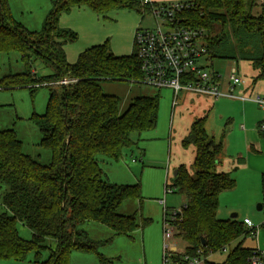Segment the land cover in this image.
<instances>
[{
  "label": "trees",
  "instance_id": "trees-1",
  "mask_svg": "<svg viewBox=\"0 0 264 264\" xmlns=\"http://www.w3.org/2000/svg\"><path fill=\"white\" fill-rule=\"evenodd\" d=\"M48 13L40 32H30L15 21L8 0H0V56L14 52L22 56L25 71L4 76L0 89L36 90L42 83L52 84L46 111L31 120L43 134L41 146L50 150L49 165L23 153V144L14 130L0 129V184L5 187L0 214V260L25 261L33 252L39 261L49 248L48 238L57 242L50 248L43 264H70L73 252L97 253L99 242L90 239L83 229L89 223L110 228L115 236L131 237L152 221L136 214L122 215L119 210L127 200L141 202V186L110 182L104 166L118 162L123 152L138 144L133 136L152 132L158 123L160 98L138 96L124 111L120 98L103 91L104 82H130L141 79L140 63L135 52L115 56L108 42L93 46L69 64L64 43L77 35L59 26L63 14L75 8H87L104 16L113 10L148 11L141 0H50ZM181 14L185 25L205 29L210 59L215 57L219 37L212 36L214 25L228 24L259 33L263 56L256 61L264 79V14H252L255 0H188ZM141 8V9H140ZM40 57L54 66L55 73L35 78L33 58ZM63 80L67 85H58ZM56 86V87H55ZM58 88V89H57ZM207 117L198 118L182 141L184 148L194 146V174L181 166L170 187L187 197L178 214L175 235L186 245V252L201 251L208 258L227 251L219 264H251L253 249L244 247L250 236L244 222L218 218L219 197L235 188L228 173L218 172L223 142H216L205 128ZM264 194V174L261 178ZM32 232L31 240L20 237L18 224ZM206 242V246L202 244ZM99 255V254H98ZM103 262L107 260L102 259ZM109 262V261H108Z\"/></svg>",
  "mask_w": 264,
  "mask_h": 264
},
{
  "label": "rangeland",
  "instance_id": "rangeland-1",
  "mask_svg": "<svg viewBox=\"0 0 264 264\" xmlns=\"http://www.w3.org/2000/svg\"><path fill=\"white\" fill-rule=\"evenodd\" d=\"M8 1L16 22L30 32L42 30L51 10L50 0ZM162 3L176 2L166 0ZM76 9L68 15L63 14L59 19V26L62 29L70 30L77 35L75 40L64 43L69 64L76 63L79 55L85 50L106 42L109 43L115 56H129L135 52L136 32L139 29L156 28V22L149 11L119 9L100 16L87 8H82L86 9L85 15L73 14ZM260 10L254 6L252 14L258 16L261 14ZM212 36L219 37L220 43L215 47V57L206 59L204 64L208 71L222 76L223 91H228L226 83L230 71L236 68L243 85L236 88L235 95L246 98H255L258 95L264 97V79L260 78L261 69L256 65V61L263 56L260 34L249 33L231 24L223 29L218 24L214 25ZM32 60V73L35 78L40 79L55 73L51 63L40 57H34ZM24 71L25 66L19 53L0 56V80L4 76ZM103 84L102 88L106 94L120 98V110L126 108L130 101L138 96L158 95L160 98L156 129L142 134L141 137L135 134L133 139L138 140V144L126 149L123 158L118 162L104 166V172L110 182L141 186V202L127 200L119 213L126 216L136 214L140 224H142L141 218L152 222L136 230L131 237L115 236L110 228L96 223L83 226L90 239L99 242L97 251L99 255L73 252L70 255V264H162L164 208L171 215L172 212L182 209L187 202V197L178 191L166 195L165 187L173 184L174 173L181 166H185L194 174L195 148L194 146L184 148L182 141L190 131L192 123L205 115L208 116L206 129L209 136H213L216 142L222 140L224 142L221 157L226 155L227 159L222 162L221 171L231 173L236 180L232 191L221 194L218 215L220 218L226 216V219H231L233 214H237L238 218L235 219L238 221L243 222L244 218L250 220L259 230L255 237L248 236L246 241L256 243L257 239L258 244L264 248V194L260 180L263 173L257 170L264 168V141L262 146L256 147L258 153L253 152L256 158H251L257 164L251 159L243 162V159L240 161L239 158L240 154H243L240 157L245 159L241 132L251 130L250 123L256 137L264 139L261 137L264 134H260L256 121L258 117H264V108L252 102L243 103L239 100L223 98L213 101L186 93L181 94L178 106L173 108V93L169 89L157 90L130 82ZM45 85L42 83L34 86L37 87L36 90L0 89V129L14 130L23 144V153L44 165H49L52 160L51 152L40 145L43 134L40 127L31 120L33 115H43L46 111L50 87L54 86ZM4 191L5 187L0 184V214L5 212L2 205ZM259 206H262V210H259ZM17 228L21 238L28 241L32 239L33 232L27 226L19 223ZM177 242L182 248L186 247L181 240ZM46 245L49 248L41 252L39 261L31 252L25 261L0 260V264H43L50 256V248L55 249L57 242L48 238ZM226 255L227 251L216 254L214 259L222 260ZM102 259L107 262H103Z\"/></svg>",
  "mask_w": 264,
  "mask_h": 264
},
{
  "label": "built area",
  "instance_id": "built-area-1",
  "mask_svg": "<svg viewBox=\"0 0 264 264\" xmlns=\"http://www.w3.org/2000/svg\"><path fill=\"white\" fill-rule=\"evenodd\" d=\"M142 4L149 7L156 22L155 29H139L135 34V54L140 63L141 79L139 85L150 86L157 90L169 89L173 93V108L178 106L180 96L197 95L218 101L219 99L239 100L243 103L252 102L264 108V97L246 98L235 95V90L243 85L239 71L232 68L227 80L228 91L224 92L222 76L208 71L204 61L210 59L208 55L207 32L205 29L193 28L184 24L181 14L188 9L186 2L154 3L142 0ZM255 7L264 14V0H255ZM71 81L63 80L58 85H67ZM48 85L47 83H45ZM259 131L264 133V121L260 123ZM166 195L173 193L166 185ZM164 203V201H161ZM164 235L162 264H205L208 258L201 251L197 255L186 252L177 242L175 225L180 210L168 214L164 208ZM244 224L255 237L258 228L245 219ZM251 264H264V249H253L249 258Z\"/></svg>",
  "mask_w": 264,
  "mask_h": 264
},
{
  "label": "crops",
  "instance_id": "crops-1",
  "mask_svg": "<svg viewBox=\"0 0 264 264\" xmlns=\"http://www.w3.org/2000/svg\"><path fill=\"white\" fill-rule=\"evenodd\" d=\"M152 2H154V3H162L163 1H166V0H151ZM175 2H181V1H185L186 2V0H174ZM11 4V3H10ZM11 7H12V5H11ZM76 9V8H75ZM85 10L86 9H82V8H77L75 11H73L74 13L73 14H78V13H83L84 15L86 14V13H84L85 12ZM70 14V13H69ZM65 15H68V14H65ZM44 17V16H43ZM102 85H104V84H102ZM131 102V101H130ZM247 103V102H246ZM127 108V107H126ZM125 107H123L122 108V110L121 111H124L125 109H126ZM202 117H207L208 118V116L207 115H205V116H202ZM201 117V118H202ZM257 124L258 125H260V123H262L263 121H264V117L262 116H260V117H258L257 118ZM234 124V123H233ZM235 125V124H234ZM250 128L249 129H251V130H248L247 132H241V137H242V141H243V144H244V153H245V159L244 158H242V157H240V156H242L241 154H240V156H239V158H240V161H242V159H243V162H244V160L246 161V160H250L251 158H253L254 157V154H253V152H256V153H258V151L259 150H257L256 149V147L257 148H259L260 147V145L262 146V142L264 141V139L263 138H257L256 137V134H255V131L253 130V126H252V123H250ZM205 128H206V125H205ZM234 129V128H233ZM207 130V129H206ZM232 131H234V130H232ZM189 133V132H188ZM207 133H208V131H207ZM151 134V133H150ZM260 134H261V132H260ZM259 134V135H260ZM262 134H264V133H262ZM188 135V134H187ZM186 135V136H187ZM208 135H209V133H208ZM186 136H185V138H186ZM261 137H264V135H262ZM184 138V139H185ZM212 138H214L213 136H212ZM183 139V140H184ZM214 140H215V138H214ZM222 142H223V140H222ZM223 151H224V142H223ZM193 154H194V159H195V150H194V152H193ZM222 156V155H221ZM254 158H256V157H254ZM227 158H226V155H225V157L223 156V157H221V158H219V165H218V170H219V172H222L221 171V168H222V166H223V164H222V162L224 161V160H226ZM252 161H253V159H251ZM253 163H255V164H257L256 162H254L253 161ZM106 165H108V164H106ZM244 166V165H243ZM258 170V172H261V173H263L264 174V168H258L257 169ZM224 173V172H223ZM228 174H230L231 175V177L233 178V176H232V174L231 173H228ZM262 174V175H263ZM262 175H261V178H262ZM108 179H109V177H108ZM234 180H235V178H233ZM261 180V179H260ZM236 181V180H235ZM116 184H118V183H116ZM261 186H262V183H261ZM233 190V189H232ZM232 190H230V191H232ZM263 191V190H262ZM225 192H227V191H225ZM221 196V195H220ZM219 203H220V197H219ZM259 207H261V210H262V206H259ZM219 211V210H218ZM234 215V214H233ZM232 215V216H233ZM218 218H220L219 217V215H218ZM236 218H238V216L236 217ZM220 219H222V220H228V219H226V216H224V217H222V218H220ZM232 220H233V218H231ZM245 219H247V218H244L243 219V221L245 220ZM235 220V219H234ZM241 222V221H240ZM92 223H89V224H87L86 226H89V225H91ZM256 241V243L255 242H253V241H251L250 243H247V241H246V239H245V242H244V247L245 248H247V249H264V248H262L259 244H258V242H257V239L255 240ZM214 256H216V254H214V255H212V256H210V257H208V259H207V261L205 262V264H219V263H221V262H223L224 261V259H222V260H215L214 258Z\"/></svg>",
  "mask_w": 264,
  "mask_h": 264
},
{
  "label": "water",
  "instance_id": "water-1",
  "mask_svg": "<svg viewBox=\"0 0 264 264\" xmlns=\"http://www.w3.org/2000/svg\"><path fill=\"white\" fill-rule=\"evenodd\" d=\"M176 174H177V172L175 171L174 175H176ZM259 210H261V207H259ZM237 216H238V215L235 214V215H233L231 218L235 219ZM202 244H203L204 246H206V242H205V241H202Z\"/></svg>",
  "mask_w": 264,
  "mask_h": 264
}]
</instances>
